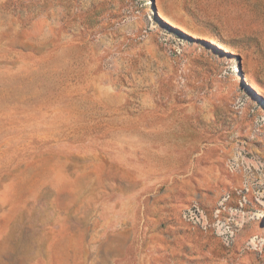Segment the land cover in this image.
<instances>
[{"label":"rangeland","instance_id":"obj_1","mask_svg":"<svg viewBox=\"0 0 264 264\" xmlns=\"http://www.w3.org/2000/svg\"><path fill=\"white\" fill-rule=\"evenodd\" d=\"M171 1L0 0V264H264V0Z\"/></svg>","mask_w":264,"mask_h":264},{"label":"built area","instance_id":"obj_2","mask_svg":"<svg viewBox=\"0 0 264 264\" xmlns=\"http://www.w3.org/2000/svg\"><path fill=\"white\" fill-rule=\"evenodd\" d=\"M240 162L247 164L249 169H251V165L258 169H264L263 160L258 155L249 154L243 147L238 148L237 156L233 158L231 162L230 167L233 172L236 170V167L239 166ZM229 198L230 196L223 198L212 218H209L206 210L198 203L186 210L184 218L205 230L208 228L215 229L217 235L229 245L233 242L236 235L244 228L246 221L249 219L244 212V207L247 203L246 200L241 201L239 208L232 210L227 205Z\"/></svg>","mask_w":264,"mask_h":264},{"label":"crops","instance_id":"obj_3","mask_svg":"<svg viewBox=\"0 0 264 264\" xmlns=\"http://www.w3.org/2000/svg\"><path fill=\"white\" fill-rule=\"evenodd\" d=\"M197 1H199V0H197ZM209 1L210 0H201V2H204V3H208ZM184 5H185V3L181 0H173V1L169 2L168 6L163 7L164 8L163 14L165 17H167L170 20L182 18L181 16L187 15ZM198 12H199V10H197V20L200 19L202 22L205 21L206 15L202 12H201V14H198ZM188 19L189 18H184L185 21H187ZM174 22L176 23V21H174ZM176 24L178 25V27H181V28L184 27L183 23L177 22ZM243 108L244 107H242L241 109H243Z\"/></svg>","mask_w":264,"mask_h":264},{"label":"trees","instance_id":"obj_4","mask_svg":"<svg viewBox=\"0 0 264 264\" xmlns=\"http://www.w3.org/2000/svg\"><path fill=\"white\" fill-rule=\"evenodd\" d=\"M169 27H170V26H169ZM170 28L174 30V28H172V27H170ZM175 31H177V30H175ZM250 85L252 86V83H250ZM248 89H249L252 93L256 94V91H257V90L252 89L250 86H248ZM256 96L259 97L257 94H256Z\"/></svg>","mask_w":264,"mask_h":264}]
</instances>
